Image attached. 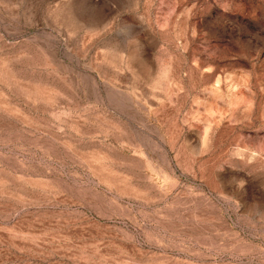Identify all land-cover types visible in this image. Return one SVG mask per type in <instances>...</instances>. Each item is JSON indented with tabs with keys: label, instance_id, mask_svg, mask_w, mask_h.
<instances>
[{
	"label": "rangeland",
	"instance_id": "obj_1",
	"mask_svg": "<svg viewBox=\"0 0 264 264\" xmlns=\"http://www.w3.org/2000/svg\"><path fill=\"white\" fill-rule=\"evenodd\" d=\"M0 264H264V0H0Z\"/></svg>",
	"mask_w": 264,
	"mask_h": 264
}]
</instances>
